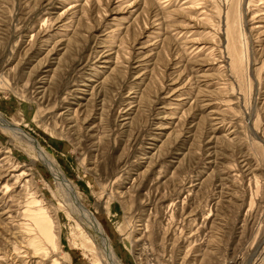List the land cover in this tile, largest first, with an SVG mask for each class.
I'll return each mask as SVG.
<instances>
[{"label": "rangeland", "instance_id": "374dc122", "mask_svg": "<svg viewBox=\"0 0 264 264\" xmlns=\"http://www.w3.org/2000/svg\"><path fill=\"white\" fill-rule=\"evenodd\" d=\"M0 113L48 153L122 264H264V0H0ZM7 157L0 264L37 262L34 225L4 215L33 197L60 234L53 256L95 264L79 245L98 244L94 231L0 127Z\"/></svg>", "mask_w": 264, "mask_h": 264}, {"label": "bare ground", "instance_id": "6f19581e", "mask_svg": "<svg viewBox=\"0 0 264 264\" xmlns=\"http://www.w3.org/2000/svg\"><path fill=\"white\" fill-rule=\"evenodd\" d=\"M161 1L162 4L170 5L174 0ZM207 13L204 11L201 14V17L206 18L205 20H208L207 18H209ZM202 51V49L199 50V52ZM0 127L10 132L16 138L25 140L32 147V149L37 152L40 160L49 168L55 178L58 187L66 196V207L70 208L74 212V214H76L94 231L99 240L98 244L95 243L93 246H89L87 244H79L81 248L85 251V253L92 258L93 262L95 264H122L116 252L114 251V248L111 245L110 238L107 236L106 232L104 231V228L102 227L97 217L88 208L84 206V204L77 196L75 188L68 182L66 176L56 166V163L50 158L48 153L41 147V145L38 144V142H36L26 132L22 131L19 127L8 123L1 113ZM10 161L11 159L9 157L1 160L0 170H4L3 172L8 173V171H10V168H6L5 166L2 167L1 164H7ZM0 176H2L1 173ZM9 176H12L11 180L19 181L20 179H22L24 181L26 175L22 174L21 176H14V174H11ZM27 182L28 181H26V183ZM11 187L12 186L8 185L7 182L5 184L2 183L0 179V193L5 190L9 191ZM40 203L41 202H38L33 197L26 209L24 208L25 211H22V214L18 213L19 216L14 217V213L17 211L12 210V208L10 207H8L10 209L4 211V215L6 216V220L8 222L11 221V223L16 224V227H18L19 229L25 230L26 232L23 231L24 233L30 234L31 232V225L26 222L31 221L30 223L34 225L36 231L38 232V235L28 239L29 246L34 252L33 258L37 260V262L34 264H43V262H46L49 259H52L50 264H61L60 260L53 256V254L56 255L59 253V251H61L60 234L58 232V229L56 228V224L48 215L47 211L42 207H35L36 205L38 206V204ZM0 261H5L3 256H0Z\"/></svg>", "mask_w": 264, "mask_h": 264}]
</instances>
